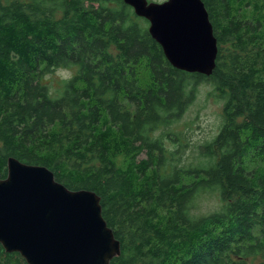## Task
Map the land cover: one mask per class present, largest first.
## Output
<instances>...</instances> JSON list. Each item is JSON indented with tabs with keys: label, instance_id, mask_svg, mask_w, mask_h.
Here are the masks:
<instances>
[{
	"label": "trees",
	"instance_id": "1",
	"mask_svg": "<svg viewBox=\"0 0 264 264\" xmlns=\"http://www.w3.org/2000/svg\"><path fill=\"white\" fill-rule=\"evenodd\" d=\"M203 2L219 47L210 76L173 67L124 0H0V177L15 157L97 193L121 243L111 264H264V0ZM60 68L76 73L54 93ZM203 83L223 122L185 162L173 127ZM215 191V211L192 213ZM0 264L28 263L0 244Z\"/></svg>",
	"mask_w": 264,
	"mask_h": 264
},
{
	"label": "water",
	"instance_id": "2",
	"mask_svg": "<svg viewBox=\"0 0 264 264\" xmlns=\"http://www.w3.org/2000/svg\"><path fill=\"white\" fill-rule=\"evenodd\" d=\"M124 2L149 22L173 67L212 75L219 47L203 0ZM0 244L28 264H111L121 254L97 193L71 190L49 168L15 157L0 177Z\"/></svg>",
	"mask_w": 264,
	"mask_h": 264
},
{
	"label": "rangeland",
	"instance_id": "3",
	"mask_svg": "<svg viewBox=\"0 0 264 264\" xmlns=\"http://www.w3.org/2000/svg\"><path fill=\"white\" fill-rule=\"evenodd\" d=\"M153 2H163L165 0H149ZM74 68H60L46 77V82L50 86L52 92L60 90L63 82L75 75ZM143 82H148V74L142 71ZM196 99L185 116L173 128L184 134L183 143L185 154L183 161H192L199 156L198 147L202 143L211 142L218 135L222 125L223 102L219 100L214 92V87L211 84L203 83L197 86ZM165 144L171 150L177 148V144L165 141ZM256 153H253V158L249 159V168L252 169L257 162ZM116 164L120 167L125 166L124 158L118 157ZM220 196L215 192L200 193L192 206V213L197 216L209 214L220 206ZM259 263V259H252V264Z\"/></svg>",
	"mask_w": 264,
	"mask_h": 264
}]
</instances>
